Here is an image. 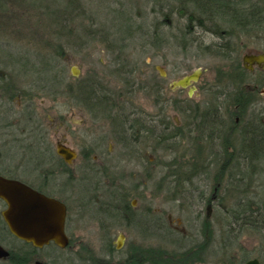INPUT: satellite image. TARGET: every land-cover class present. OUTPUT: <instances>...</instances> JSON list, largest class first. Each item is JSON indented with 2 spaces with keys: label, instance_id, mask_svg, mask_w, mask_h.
<instances>
[{
  "label": "rangeland",
  "instance_id": "obj_1",
  "mask_svg": "<svg viewBox=\"0 0 264 264\" xmlns=\"http://www.w3.org/2000/svg\"><path fill=\"white\" fill-rule=\"evenodd\" d=\"M153 3L154 0H0V89L15 86L19 91L30 87L38 93L31 111L43 120L48 145L55 148L57 141H63L79 154L90 144L102 145L101 150L96 149L95 159L91 156L86 161L81 154L76 158L72 166L76 176L73 194L69 191L64 195L69 204L67 233L75 247L50 244L44 251L56 250L70 258L73 249L80 250L82 245L99 248L100 234H110L115 243L120 234L125 235L120 256L133 250L132 245L144 251H150L152 246L169 253L188 250L203 241V222L210 210L215 238L199 264H226L228 257L233 264H244L255 257L264 264V223L260 234L244 228L231 211L247 206L242 204L245 201L263 205L264 159L251 168L254 173L256 170L255 175L240 182L228 176L215 183L219 167L225 162L217 159V128L212 140H201L193 129L194 122L186 125L183 111H214L218 107L220 112L223 101L228 115L235 116L240 109L236 107L238 95L247 96V86L227 84L234 60L208 54L197 43L187 46L190 40L209 44L221 41L219 37L193 27V34H187L186 40L179 39L185 30L181 16L168 18L171 26L156 29V22L164 18ZM63 14L66 18L60 20ZM262 20L253 32L231 40L237 49L231 53L243 65L245 55L264 50ZM155 32L161 33L160 37H155ZM122 47L126 50L120 54ZM119 57L131 71L126 78L118 73ZM61 58L67 61L66 81L74 88L71 94L64 92L68 89L66 83L65 90L60 84L48 93L47 84L39 80L42 60L48 59L54 66ZM73 67L80 71L78 76L73 75ZM197 69L202 72L192 96L188 88H169L173 81ZM81 82L94 86L98 96L107 94V100L116 106L99 107L94 95L87 103L77 98ZM160 85L164 90L159 94L156 91ZM221 88L231 95L228 100L219 97ZM166 100H170L169 104ZM23 105L20 98L11 104L0 98V115L28 113ZM248 121L249 114L240 125ZM130 125L135 126V132ZM175 125L187 130L179 138L158 145V134H164L167 126L171 134ZM193 130L196 134H192ZM123 137L132 144L130 151H124L120 143ZM193 160L200 172L191 175ZM172 164L180 167L181 177L187 181L176 182ZM214 193L216 198L210 206L207 199Z\"/></svg>",
  "mask_w": 264,
  "mask_h": 264
},
{
  "label": "flooded vegetation",
  "instance_id": "obj_2",
  "mask_svg": "<svg viewBox=\"0 0 264 264\" xmlns=\"http://www.w3.org/2000/svg\"><path fill=\"white\" fill-rule=\"evenodd\" d=\"M250 54L264 55V50ZM246 69L248 76L241 84L247 86V96L244 97L246 98L244 102L236 103V107L240 108L239 111L235 112V116H230L227 115L225 103L221 101L219 105L220 112L227 115L225 118L231 121L235 117L231 123L221 122L220 130L217 133L220 148H222L217 150V159L227 161L226 164L221 165L219 173L223 174L224 172L225 177H232L238 173V166L232 169L231 165H238L240 160L249 161L254 167L255 142L257 140L258 144H264V102L262 101V96H264V62H252ZM165 76L163 75V77ZM222 84L220 82L219 85L222 87ZM193 85L196 86V82ZM162 86H157V93L163 92L164 87ZM188 89L190 96V87ZM29 93L30 91L0 89L1 99L11 104L20 98L24 104L23 107L29 110L28 113L17 112V114L14 112L12 115H7L8 117L0 115V177L19 181L40 193L64 202L69 215L68 198L65 196L70 192L73 194V183L76 176L72 171V166L76 159L71 163L67 162L58 153L57 145L74 148L66 145L63 141H57L55 148L47 144V133L43 120L36 117V113L31 111V104L34 103L35 96L32 98L28 95ZM226 94L227 91L219 89L220 98L223 99L222 96ZM169 102L170 100H166L167 104ZM10 109L14 108L10 107ZM247 114H249V121L245 123V126H241V121L246 119ZM6 118L8 119L5 120ZM128 142L130 141L127 138L120 139L124 151L125 149L130 151L132 148V144ZM101 146L90 144L80 154L85 157L83 159L86 161L91 156L95 159V156L97 157L95 151L96 149L101 150ZM245 148H248L246 152ZM75 151L78 158L80 154L77 150ZM7 207V203L0 198V264H79L80 259L82 264H158V251L152 245L150 251H144L143 247L132 245L133 250L124 252V256H120L123 253L122 247H124L126 238L124 235L122 247L117 248L121 234L116 243L110 234H100L98 235V240L101 242L99 248L97 245H89V247L82 245L80 250L73 249L70 258L60 255L61 252L56 250L45 253L44 249L47 245L35 246L11 231L4 217V210ZM68 240L67 247H75L70 237ZM50 244L55 243L51 242ZM133 256L135 260H133ZM257 259L260 264H263L262 259ZM248 261L243 263L246 264Z\"/></svg>",
  "mask_w": 264,
  "mask_h": 264
},
{
  "label": "trees",
  "instance_id": "obj_3",
  "mask_svg": "<svg viewBox=\"0 0 264 264\" xmlns=\"http://www.w3.org/2000/svg\"><path fill=\"white\" fill-rule=\"evenodd\" d=\"M155 7L158 5V12L159 15L162 16L163 20H160L156 22L155 28L161 29L162 26H171L167 22L168 18L171 19L173 16H181L185 20V30H182V35L178 38L181 40H186L187 34H193L195 28H200L206 32L213 33L215 36L219 37L221 41H217L216 43H209L205 44L202 41L198 42L197 40H190L189 44L187 45L192 46L193 44L197 43L203 51H205L208 54L212 55H218L222 57V59L226 61H232L234 60L233 68L228 73L227 77V84H238L239 86H242L241 83L245 81V79H240L243 76L247 75L248 72L244 65L241 62L240 58L235 57L231 52L237 51L236 47L231 44V40H233L237 35L241 34H249L250 32H253V30L256 29V27L262 25L261 22L264 18V7L261 6V4L264 2L261 0H154ZM53 6V5H52ZM154 7V11L155 8ZM54 11V10H53ZM57 18V17H56ZM59 18V17H58ZM66 14H63V16H60V20L65 19ZM59 19H57L59 21ZM55 20V19H53ZM130 26V25H129ZM159 31V30H158ZM161 33H154L155 37H160ZM222 42V43H221ZM126 50L125 47L120 48V54L123 53ZM60 53V52H59ZM62 54V53H60ZM58 54V55H60ZM236 54V53H235ZM57 56V55H56ZM127 58V57H125ZM59 60V59H58ZM56 61V64L53 66L51 62L48 61V59H43L41 63V68L39 71V80L43 83H46L45 89L48 91V93L52 92L53 89L55 90V86H60L65 90L67 87L68 89L64 92H68L71 94V92L74 90L72 84L70 81H66L68 78L67 74V61L64 58H61L60 61ZM124 60H121L120 57L118 58V61L116 62L118 66L120 67L118 70V73L121 74L123 77H125L126 73L130 74V70L126 69V65L123 62ZM27 63L22 64V66H25ZM232 64V63H231ZM227 65V63H226ZM228 67V66H227ZM225 69V68H224ZM224 69H220L221 72L224 71ZM122 77V78H123ZM247 77V76H246ZM126 78V77H125ZM241 80V81H239ZM126 82L128 80H125ZM241 82V83H240ZM63 83H66V87L63 86ZM42 84V83H41ZM5 89V88H4ZM6 89H13L18 90L17 87H7ZM23 91H30L28 95L30 97L37 96L38 93L33 94L30 90V87L28 89L20 88ZM19 89V90H20ZM78 89V90H77ZM77 98H81L84 100L85 103H87V99L93 100V95L96 98V102H98L97 105H100L99 107H113L116 106L115 102L111 103L110 100H107V94H103L102 96H98L96 93L94 86H90L89 82H81V86L78 85L77 87ZM100 90V89H99ZM156 90V88H155ZM154 90V91H155ZM41 91V90H40ZM125 92H123L124 94ZM155 92H153L154 95ZM125 95V94H124ZM227 95V96H226ZM225 98L227 100L231 97V95L226 94ZM79 96V97H78ZM120 96V94H119ZM238 102L242 103L244 102V97H241L238 95ZM88 103H91L88 101ZM103 105V106H101ZM192 109L185 108L184 114L186 117V125H191V123L194 122L193 129H196V131H192V134H196L197 138H200L201 140L204 139L208 142L210 139L212 140L214 135L218 133L220 130V123L227 121V118H225L227 115L221 111L219 112L218 107L214 111H205L200 112L198 109H195L193 113H186L188 111H191ZM186 111V112H185ZM214 112V113H213ZM217 115V116H216ZM216 116V117H214ZM190 121V122H189ZM123 124V123H122ZM133 127V131L135 132L136 128L134 125H130ZM192 126V125H191ZM170 127V126H169ZM214 128H217V132L213 134ZM184 129L187 130V127H177L175 125V128L173 127V131L168 132V126L165 129L164 134H158L157 141L158 145L162 144L163 142H167L171 139H177L179 138V134H183L182 131ZM219 129V130H218ZM152 131V130H151ZM189 131V128H188ZM215 131V130H214ZM150 132V131H149ZM190 134L187 132V135ZM191 135V134H190ZM188 135V136H190ZM183 136V135H181ZM217 137V135H216ZM215 137V141L216 138ZM124 138V137H123ZM214 143V142H213ZM213 143H209L210 147L213 146ZM216 145L220 146V144L216 143ZM217 146V147H218ZM255 150H254V164L258 163L260 161L261 157H264V144H258L257 140L255 142ZM220 149V148H219ZM248 148H245V152ZM201 152V149H200ZM199 152V153H200ZM217 153V152H216ZM198 154L195 156L197 158ZM196 160H193L190 164L191 167V175L198 174L200 171L197 170V166L195 163ZM240 163V164H239ZM239 170L237 174H234L232 177H235L239 182L241 180H244V178L249 177V175H255L254 171H252L251 168H253V165L249 161H239ZM174 167L173 172L175 176L176 182L177 180L181 181H187L186 177H181L182 174L180 171V167L176 166V164H172ZM255 166V165H254ZM225 168V167H224ZM223 168V169H224ZM220 174V173H219ZM173 177V176H172ZM225 177V174H220L219 177H216V182L218 183L220 179H223ZM230 176V178H232ZM184 178V179H183ZM218 178V179H217ZM180 185V184H178ZM241 186V185H240ZM216 194L214 193L211 197L209 196L207 199V204L212 206ZM242 202L240 201V204ZM250 201H245L242 204H246L247 206L243 208H238L237 210H231L232 215H234L235 219L242 222V225L244 228L252 229L257 231L260 234H263V227L262 224L264 223V203L263 205H257L256 203L251 205ZM209 206V207H210ZM127 209V208H126ZM210 210L206 211V218L204 220L203 229V241L201 243H197L193 247H191L188 250H180L179 252L169 253L164 250H158V264H199L202 260H205L203 255L207 252V250L211 246L212 239L215 238V233L213 229V223L210 215ZM212 223V224H211ZM242 229V228H241ZM243 230V229H242ZM133 260H135L134 256L132 257ZM234 258V257H233ZM228 261L226 264H233L230 257H228ZM240 264H242L240 262Z\"/></svg>",
  "mask_w": 264,
  "mask_h": 264
},
{
  "label": "water",
  "instance_id": "obj_4",
  "mask_svg": "<svg viewBox=\"0 0 264 264\" xmlns=\"http://www.w3.org/2000/svg\"><path fill=\"white\" fill-rule=\"evenodd\" d=\"M243 61L245 67L249 68V64L252 62H264V55L259 57L245 55ZM159 70L162 75H166L161 67ZM71 71L75 76L80 73L77 67H73ZM201 72L200 69H197L193 73L173 81L169 88L190 87L192 95L195 90L193 83L199 80ZM57 146L58 153L67 162L71 163L74 157H77L76 151L66 148L64 145ZM0 198L8 205L4 210V217L15 235L38 247H43L51 242L62 248L68 246L69 237L66 233L68 209L65 203L40 193L19 181L3 177H0ZM123 236V234L120 235L117 248L122 247ZM258 261V259H252L246 264H260Z\"/></svg>",
  "mask_w": 264,
  "mask_h": 264
},
{
  "label": "bare ground",
  "instance_id": "obj_5",
  "mask_svg": "<svg viewBox=\"0 0 264 264\" xmlns=\"http://www.w3.org/2000/svg\"><path fill=\"white\" fill-rule=\"evenodd\" d=\"M248 55H249V56H257V57L261 56V55H251V54H248ZM262 55H263V54H262ZM244 66H245V65H244ZM245 68H246V67H245ZM218 81L220 82V80H218ZM194 83H195V82H194ZM194 83H193V84H194ZM194 86H195V85H194ZM188 88H189V87H188ZM244 89H247V88H244ZM190 90H191V88H190ZM195 90H196V86H195ZM193 92H194V91H193ZM192 95H193V94H192ZM192 95L190 94V96H192ZM216 138H217V137H216ZM217 143L220 144V140H219V139L217 140ZM62 146H63V145H62ZM64 147H66V148H70V147H67V146H65V145H64ZM70 149H72V148H70ZM72 150H74V149H72ZM74 151H75V150H74ZM76 153H77V152H76ZM201 153H202V152H201ZM201 153H199L198 155H200ZM76 158H77V157H76ZM76 158L74 157V159H76ZM74 159H73V160H74ZM262 159H264V157H261V158H260V160H262ZM73 160H72V161H73ZM226 163H227V161L223 162L222 165H224V164H226ZM238 165H239V164H238ZM238 165H237V164H233V165H231V167H232V169H235ZM220 167H221V165H220ZM220 167H219V168H220ZM228 173H229V172H228ZM63 203H64V202H63ZM66 206H67V205H66ZM67 218H68V216H67ZM252 259H257V258H251L250 260H252Z\"/></svg>",
  "mask_w": 264,
  "mask_h": 264
}]
</instances>
